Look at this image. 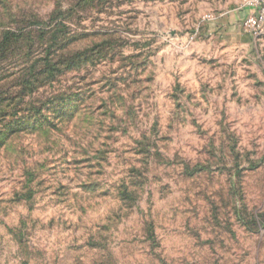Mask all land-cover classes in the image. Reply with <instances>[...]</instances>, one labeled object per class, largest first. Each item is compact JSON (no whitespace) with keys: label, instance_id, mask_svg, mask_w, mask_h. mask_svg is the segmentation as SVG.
Here are the masks:
<instances>
[{"label":"rangeland","instance_id":"rangeland-1","mask_svg":"<svg viewBox=\"0 0 264 264\" xmlns=\"http://www.w3.org/2000/svg\"><path fill=\"white\" fill-rule=\"evenodd\" d=\"M241 1L0 0V264H264Z\"/></svg>","mask_w":264,"mask_h":264},{"label":"built area","instance_id":"built-area-1","mask_svg":"<svg viewBox=\"0 0 264 264\" xmlns=\"http://www.w3.org/2000/svg\"><path fill=\"white\" fill-rule=\"evenodd\" d=\"M240 9L248 11L241 24L252 37L264 36V0H242Z\"/></svg>","mask_w":264,"mask_h":264},{"label":"trees","instance_id":"trees-1","mask_svg":"<svg viewBox=\"0 0 264 264\" xmlns=\"http://www.w3.org/2000/svg\"><path fill=\"white\" fill-rule=\"evenodd\" d=\"M9 33V32H8ZM6 37L4 38V42H2L3 44L5 43ZM198 171H200V169H198ZM188 175H192V173H187ZM236 211L239 213V209L238 207L236 208ZM255 214V213H254ZM239 219L242 220L244 222V224H247L250 228V230L253 231H261L262 228H264V215L262 217L261 214L257 213L253 216L252 220H249L245 217H243V215H239Z\"/></svg>","mask_w":264,"mask_h":264},{"label":"crops","instance_id":"crops-1","mask_svg":"<svg viewBox=\"0 0 264 264\" xmlns=\"http://www.w3.org/2000/svg\"><path fill=\"white\" fill-rule=\"evenodd\" d=\"M248 11L245 10V9H240L239 8V11H238V20H240V25L242 26L241 24V21L242 19L247 15Z\"/></svg>","mask_w":264,"mask_h":264}]
</instances>
